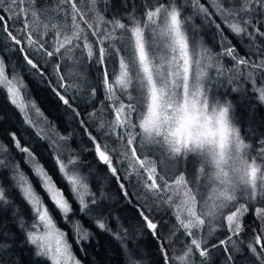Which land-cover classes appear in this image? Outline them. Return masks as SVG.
<instances>
[{"label": "snow or ice", "instance_id": "obj_1", "mask_svg": "<svg viewBox=\"0 0 264 264\" xmlns=\"http://www.w3.org/2000/svg\"><path fill=\"white\" fill-rule=\"evenodd\" d=\"M209 2L215 11H210L201 0H142L139 5L145 9L142 13L132 12L126 16L103 19L100 23H95V13L92 9L95 8L97 0H55L59 22L54 24L56 30L52 37L44 39L43 33L33 32L31 29L25 33L24 29L29 27L28 21L21 22L20 16V13H26V10L21 8L24 0H0V44L3 45L0 56H5L6 51L10 53L13 49L17 53H24L23 60L30 66L31 75L39 76L42 80L45 78V67L51 65L52 74L56 76L53 91L59 100L69 107V99L57 91V88L64 87L62 81L66 78L59 74L60 61L66 56L75 57L78 63L92 60L94 46L97 44L99 48L98 55L95 56L96 65L103 66L118 58V75L115 68L111 72L105 70L102 74L105 99L112 102L114 119L109 113L105 120L99 123L101 142H97L91 133L88 136L94 145L95 156L107 167L111 177L118 181V186L126 198L129 193L121 182L120 172L126 174L124 179L128 180L129 184L135 179L137 191L143 193L145 205L148 199L155 197L154 202L167 203L169 207L174 206L177 209L178 223L172 224L168 230V237L172 239H168L161 249L160 264H176L174 256L177 255L182 261L187 257L190 264H214L215 256L221 250V264H235L236 255L242 254V245L246 246L250 253L249 257L245 258V264H264V140L254 146L246 143L239 131L235 143L241 154L237 157L239 163L234 167V176L229 177L219 168L218 163L219 171L213 180L207 168L199 165L195 159L175 155L179 151L176 147L179 141H171L167 135L163 140L160 138L162 117L166 109L179 103L181 93L184 101L179 106L180 109L185 112L190 107L195 109L196 99L190 100L189 85L191 84L193 97L198 98L201 94L198 75L213 67L212 61L216 58L202 45L197 50L191 35L199 27L193 23L194 18L199 17L208 28L215 25L216 35L221 37L222 43L219 58L228 57L239 65L253 64L258 69H264V46L258 47L255 43L256 37H264V31L260 29V26L264 25V0ZM9 3L14 5V9L7 7ZM136 7L134 3L133 8ZM13 10L16 13L14 17L5 14ZM215 15L226 21L237 36L247 37L250 59L240 58L233 46L223 44L226 38L220 31V25L213 20ZM9 19L12 20L11 27L5 23ZM21 23L22 26L14 31ZM79 23L86 24L87 29H79ZM249 28L254 31H249ZM88 29L91 30L90 33ZM90 36L95 39H90ZM21 37L27 41V45L17 48V45L22 44ZM76 75L81 81V87L86 88L89 83L86 78L79 73ZM110 75L115 77L114 82L110 81ZM20 83L15 68H12L10 74H6L5 59H0V84L6 86L11 103L24 114L25 122L31 124L34 121L28 116L27 110H35L37 115H40V112L27 95L21 97L22 85L17 87ZM204 90L209 94L207 84ZM65 91L67 92V89ZM258 91L259 99L264 101V88ZM86 94H90L94 99L95 88L89 89ZM72 99L75 100V96ZM101 103L102 115L107 111V106ZM37 134L42 135L41 132ZM42 138L48 139L43 135ZM12 139L15 141V148L26 154L27 162L32 165L33 172L55 208L67 220L72 207L63 191L57 188L44 167L37 163L29 147L22 146L14 134ZM60 139L64 140L65 137L61 136ZM5 151L7 149L0 144V154ZM53 151L60 157L56 162L62 179L70 186L81 212L86 216L91 215L97 210L94 206L100 205L106 194L102 189L90 192L87 179L81 175L76 161L71 158L65 160L56 147H53ZM153 155L157 156L156 160L147 158ZM190 159L201 170L192 178H186L180 165ZM69 164L73 167L69 168ZM9 167L12 170L11 180L15 182L14 187L19 189L22 198L31 205L34 213L33 229L36 228L37 219L43 224L42 235L27 231L25 243L36 246L34 257H48L53 264H68L69 261L72 264H81L70 251L71 245L63 240L64 234L57 231L49 208L30 183L28 176L20 170L19 164H6L4 158H0V168ZM158 167L161 169L159 172ZM129 168L132 172H129ZM197 175L200 177L199 184ZM0 202L4 205L10 203L2 186ZM249 213L253 215L254 224L258 221L260 227L253 226L252 234L245 242L240 234L244 230L242 220ZM139 214L146 230H150L157 239H164V232L162 229L158 231V223L154 218L146 215L144 211ZM13 216L17 217L15 211ZM96 219L100 229L111 232L103 219ZM17 222L22 231L27 230L23 217H18ZM217 228L227 233L226 238L209 243V240L215 237ZM180 229L184 232L180 239H176L174 234L179 233ZM0 235L3 237L0 239V264H20L19 257L11 252L14 235ZM53 235L55 248L47 243ZM115 235L127 259L126 237H122L119 232ZM87 236V232L77 229L78 244L87 239ZM177 243H180V252L174 253L172 249ZM80 247L83 252L82 244Z\"/></svg>", "mask_w": 264, "mask_h": 264}, {"label": "trees", "instance_id": "obj_2", "mask_svg": "<svg viewBox=\"0 0 264 264\" xmlns=\"http://www.w3.org/2000/svg\"><path fill=\"white\" fill-rule=\"evenodd\" d=\"M183 2V0H181ZM137 5L133 8V4ZM142 0H97V4L92 11L95 13L93 16V22H97L102 19L111 20L113 17H121L131 14L132 12H143L145 9L139 7ZM201 3L209 8L210 11H215L209 0H201ZM8 8L14 9V5L9 3ZM21 8L26 10L20 13L21 22L28 21V24L34 21L35 18L39 19L42 24L47 25V39H50L55 31L54 24L59 22V17H56V3L55 0H24L21 4ZM9 17L16 15L15 11H9L5 13ZM39 14L40 17H36ZM30 17V19H29ZM55 18V19H54ZM213 20L220 25L223 37L224 45L233 46L240 58L250 59L249 53V41L247 37L241 38L231 31L228 26L220 23V16H213ZM53 22V23H50ZM10 27L12 20H6ZM193 23L197 26H201L203 29L199 32L194 31L192 35L201 39L202 46L208 48L215 58V62L224 61L223 64L229 70L228 78L231 80V85L225 91V98H229L234 105V113L241 107V118L245 120L246 126L242 127L243 134L252 135V145H258L261 140H264V101L259 99L260 92L258 89L264 88V76L262 72L264 69H258L255 65H239L231 58L224 57L219 58V54L222 51L221 37L216 35L217 29L215 25L208 28L204 25L199 17L194 18ZM40 24V25H42ZM22 26L18 24L15 30H18ZM43 30L46 31L45 26L42 25ZM81 29H87V25L79 23ZM261 31H264V25L260 26ZM33 31V29L31 28ZM77 29H74V31ZM25 33H28L29 28L24 29ZM90 29L88 32L90 33ZM249 31L254 29L249 28ZM34 32V31H33ZM197 34V35H196ZM22 39V44L16 47H25L27 41ZM90 39H95L91 37ZM256 45L264 46V37H256ZM246 45V46H245ZM3 45L0 44V49ZM99 45L94 46L95 56L98 55ZM24 53H17L13 49L10 53L5 52V64L7 71L10 74L12 68H15L16 73H20L25 80V88L29 97L34 100L35 105L38 106L41 114L48 122L56 128L65 138L69 139V144L65 146L66 152L76 161L79 166L81 175L85 176L88 184L91 186V191L96 192L100 189L106 194L104 200L97 206V217L103 219L106 227L111 229V232L102 230L98 227L97 221L90 220L80 211V205L78 200L74 197V194L70 191V186L62 179V174L59 171V165L57 164V155L53 151V147L48 144L39 136L34 129L28 126L23 118V115L19 109L11 103V100L7 96V92L0 86V144L4 146L7 151L0 154V158H4L6 164L18 163L19 168L24 172L29 179H31L39 194L43 197L46 204L50 207L54 221L58 222L62 228H65L68 232V236L72 241L73 249L76 253V257L81 264H160L161 261V249L168 239V230L172 224L176 223L173 219L170 211H168L165 203H160V209L156 213L149 211L148 204H144L140 199L141 193L137 191V187H134V180L129 184L128 180L124 179L126 175L120 172L121 182L125 184V190L129 193L126 198L122 194V190L118 186V181L111 177L110 171L107 167L98 160V157L94 153V145L89 139L88 134L96 137L97 142H101L99 123L112 114L114 119V113H112V102L105 99V90L102 84V74L106 69V63L103 66L95 64V56L92 59V65L89 64L82 67V72L86 75V79L90 83L96 82L95 98H91L88 90L93 88H81L77 83L76 78L66 77L62 83L64 87L57 88L61 94L65 95L66 99H69L71 107L65 105L59 100V97L55 95L53 87L56 76L52 74V66L45 67V78L42 80L39 76L31 75L29 71L30 66L26 65L23 60ZM66 60V59H64ZM61 60L60 75L66 73L65 69L68 68L70 62ZM115 64L113 68H116V58L112 60ZM111 63V64H112ZM112 67V66H111ZM108 65V71L111 72L113 68ZM88 71H85V69ZM113 76H109L111 81ZM67 89V92L65 91ZM238 89V90H237ZM75 96V100L72 97ZM107 106V111L100 114L102 103ZM240 103V105H238ZM75 110V111H74ZM79 113V115H77ZM84 122L83 124L81 122ZM15 135L16 140H19L22 146L29 147L33 155L37 158L38 163L44 167V169L51 176L54 183L59 189H61L69 202L72 205L73 213L70 215L71 223L64 225L62 223V214L55 208L54 204L50 201L48 195L42 190L39 179L33 173L32 167L27 162L26 154L19 152L15 148V141L12 139V135ZM88 149V151H85ZM258 149V148H257ZM118 166V165H116ZM73 166L71 165V168ZM12 170L11 168H0V186L5 189V195L10 201L8 205H4L0 202V234L8 233L14 235V240L11 241V252L14 256H18L20 264H51L43 257L35 258L34 253L36 248L30 243H25L27 239V231L32 230V217L34 213L29 205L23 198L18 188L14 187V181L11 180ZM131 201V202H129ZM125 209L127 212H123ZM138 209L144 211L146 215L158 222V231L160 229L164 232V239H157L151 233L150 230H146L143 220H139L133 226V230L140 232L142 236L148 240L150 248L147 249L145 255H141L137 249L141 247L142 241L139 245L136 244L134 236L127 230L123 229L125 226L128 228L130 223L126 220L132 210ZM17 213V217L13 216V212ZM18 217H23L27 225V230L22 231L17 222ZM120 219H124L123 223ZM129 220V219H128ZM169 221V223H168ZM78 223L88 233L87 239L80 242L83 246V252L81 251L80 244L77 243V231H74L73 224ZM119 226V227H118ZM120 226L123 228L121 229ZM243 231L240 234L241 238L247 242L252 234L253 226L259 228V222L254 224V218L251 213L246 214L242 220ZM132 230V232H133ZM119 232L122 237H126V251L128 257L126 259L124 251H122L121 243L116 238V233ZM183 231L180 230L179 234L175 236L176 239H180ZM90 234V235H89ZM136 234V233H135ZM0 235V239H2ZM223 239V238H222ZM216 241H213L215 243ZM180 243H177V246ZM243 253H249L246 246H241ZM146 248V247H145ZM212 250V249H211ZM174 253L178 250L174 247L172 249ZM236 255L235 264H245V258L249 257L246 254ZM183 253H181L182 255ZM223 255L220 256V259ZM176 264H181L180 256H174ZM190 264V263H188ZM218 264V263H217Z\"/></svg>", "mask_w": 264, "mask_h": 264}, {"label": "rangeland", "instance_id": "obj_3", "mask_svg": "<svg viewBox=\"0 0 264 264\" xmlns=\"http://www.w3.org/2000/svg\"><path fill=\"white\" fill-rule=\"evenodd\" d=\"M219 16V15H218ZM36 17H40L39 16V14H36ZM103 20V19H102ZM100 21L101 20H99V21H97V22H95V23H100ZM220 23L221 24H223V25H225V26H228V23L226 22V21H224L221 17H220ZM40 24H42L41 22H40V20L39 19H37V18H35L34 19V21L33 22H31L30 24H28L29 25V29H33V31L34 32H39V33H43V35H42V38H44V39H47V34H48V32H47V25H45V24H42V25H44L45 26V29H46V31L45 30H43V27H42V25H40ZM229 27V26H228ZM27 28V29H28ZM55 30H56V28L55 27H53ZM78 28L79 29H81L80 27H79V25H78ZM203 28L200 26V27H198V29L196 30L197 32H199L200 30H202ZM220 30H221V27H220ZM192 35V34H191ZM197 35V34H196ZM192 39L195 41V43H196V46H197V50L199 49V46H201L202 44H201V42H199L201 39H199V36L198 37H194L193 35H192ZM246 46V45H245ZM205 48H206V46H205ZM86 54V53H85ZM94 56H95V52H94ZM0 59H3L2 58V56H0ZM65 59L66 60H64V61H67V62H70V64H68V68L67 69H65V74H64V76L65 77H73V78H76V81H77V83H79V86L81 87V81L79 80V78L77 77V73H79V74H81L83 77H85L86 78V75L82 72V67H84L85 65H87V64H89V66L90 65H92V60H87V61H85L84 63H78L77 62V60H76V58L75 57H65ZM116 62H117V64H116V72H117V75H118V58H116ZM223 62L224 61H220V62H215V59L212 61V63H213V67H211V68H208L207 69V73H208V75H207V85L209 86V96L210 97H214V98H216V97H219V98H221V99H223V98H225L226 96H224V95H222V93L223 94H225V91L228 89V87L232 84L231 83V80H234V79H231V78H228V75L230 74L229 73V70H227V68L224 66V64H223ZM112 63V62H111ZM108 63V65L111 67V68H113L114 66H115V64L114 63ZM108 65H106V69L108 70ZM103 67H104V65H103ZM104 69H105V67H104ZM85 71H88V69L86 68L85 69ZM5 72H6V74H9L8 73V71H7V67H6V64H5ZM17 75H18V77H19V81L21 82L20 84H18L17 85V87H20L21 85H22V90H21V97L23 98V97H25V95H27V97L31 100V101H33L34 102V100H32L30 97H29V95H28V92H27V90H26V88H25V80H24V77L20 74V73H17ZM114 79H115V77L113 76L112 77V79H111V82H114ZM88 82H89V80L88 79H86ZM96 82L95 81H92V83H88L87 84V89L89 88V87H96ZM0 86L3 88V89H5L6 90V92H7V88H6V86L5 85H3V84H0ZM81 88H84V87H81ZM10 99V98H9ZM35 103V102H34ZM238 105H240V103H238ZM37 106V105H36ZM37 108H38V106H37ZM19 109V108H18ZM39 109V108H38ZM20 111V110H19ZM28 111V116L34 121V123H26L28 126H30L32 129H34L35 130V132L36 133H38V132H41L42 133V135L43 136H47L48 137V139H44L46 142H48V144H50L52 147H56V148H58L60 151H61V154H62V156H63V158L65 159V160H68L69 158H71L72 159V157L66 152V150H65V146L67 145V143L69 144V139L68 138H65L64 140H61L60 139V137L61 136H63L64 137V135L63 134H61L59 131H57L56 130V128L55 127H53L49 122H48V120L47 119H45L44 117H43V115L41 114V112H40V110H39V112H40V115H37L36 114V112H35V110H32V109H28L27 110ZM21 112V111H20ZM22 115H23V118H24V121H25V116H24V114L23 113H21ZM241 116H242V113H241V107H239L238 108V111L236 110V113H235V115H233V118H234V120H235V123L238 125V127H239V131H240V134H241V137L242 138H244L245 139V141H246V143H249V144H252V135H250V134H243L242 133V127H244V126H246V123H245V120L244 119H242L241 118ZM134 119H135V117H134ZM42 135H39V136H41L42 137ZM70 145V144H69ZM61 146H63V147H61ZM257 151H258V149H257ZM56 155H57V153H56ZM57 158L59 159L60 157L57 155ZM148 159H153V160H156L157 159V156L156 155H153V156H150V157H147ZM253 158H255L254 156H253ZM35 159H36V161H37V163H38V160H37V158L35 157ZM31 167H32V165L31 164H29ZM69 168H71V164H69ZM180 168H182L183 169V171H184V174L186 175V178H192L193 176H194V174H196L197 172H198V165H196V163L193 161V160H188L187 162H185V163H183V164H181L180 165ZM32 170H33V168H32ZM159 171H161V169L158 167V172ZM129 172H132V169L131 168H129ZM34 173V172H33ZM35 174V173H34ZM134 180V187H136V181H135V179H133ZM196 180H197V184H199V180H200V177L197 175L196 176ZM29 181H30V183L33 185V187L35 188V190H36V192L39 194V191H37V189H36V187H35V184H34V182L31 180V179H29ZM54 182V181H53ZM88 183V182H87ZM89 185V184H88ZM57 186V185H56ZM41 188H42V190L44 191V189H43V187L41 186ZM58 188V187H57ZM89 191L90 192H92L91 191V186L89 185ZM45 192V191H44ZM46 193V192H45ZM47 194V193H46ZM63 194H64V192H63ZM142 195H140V199L143 201V203H144V198H143V193H141ZM40 195V194H39ZM41 196V195H40ZM64 196H65V194H64ZM42 197V196H41ZM49 197V196H48ZM66 197V196H65ZM75 197V196H74ZM42 199H43V197H42ZM50 199V198H49ZM66 199H67V197H66ZM68 200V199H67ZM154 200H155V197H152V199H148L147 200V204H148V208H150L151 209V211L152 212H155L156 213V211L158 212L159 211V209H160V203L159 202H154ZM43 201H44V199H43ZM51 201V200H50ZM69 201V200H68ZM52 202V201H51ZM44 203H45V205L49 208V210H50V207L46 204V202L44 201ZM70 203V202H69ZM70 205H71V203H70ZM165 205L167 206V208H168V211H170V213H171V215H172V217H173V219L176 221V223H178V221L176 220V214H177V209L173 206V207H169L168 206V204L167 203H165ZM71 207H72V205H71ZM94 208L95 209H97V206H94ZM81 211V210H80ZM123 212H127L125 209H123L122 210ZM50 213H51V210H50ZM73 213V209H72V211L69 213V217H68V219L67 220H65L64 218H63V215H62V223L64 224V225H69V226H71L70 225V223H71V218H70V215ZM140 213V210H138V209H134V210H132L131 211V213L130 214H126V216H128V219L126 220L128 223H130V226L128 227V228H126V226L123 228L122 226H120V228L122 229H125V230H127V231H129L133 236H134V240H136V246L137 245H139L140 243V241H142V243H141V247L139 248V249H137L138 250V252H140V254L141 255H145L146 254V252H147V249H149L150 248V245L152 246V243L151 244H149V242H148V240H146L143 236H142V234L140 233V232H136V230H133V226L136 224V222H138L139 220H143V218H142V216L139 214ZM51 215H52V213H51ZM97 210H95V211H93L92 212V214L91 215H87V218L88 219H90V220H92V219H94V221H97V219L96 218H98L97 216ZM246 216V215H245ZM125 220L124 219H120V222L121 223H123ZM156 221V220H155ZM53 222H54V224H55V226H56V229H57V231H59V232H62L64 235H63V240H65V241H67L70 245H71V248H70V251L72 252V254H73V256L78 260V258L76 257V253H75V251H74V249H73V245H72V241L70 240V238H69V234H68V232L66 231V229L65 228H62L61 226H60V224L56 221H54V217H53ZM158 223V222H157ZM168 223H169V221H168ZM133 225V226H132ZM73 229H74V231L76 230L77 231V229H79L81 232H86L85 230H82V226L80 225V224H78V223H75V224H73ZM132 230H133V232H132ZM181 230V229H180ZM31 231H34V233L35 234H38V235H42L43 234V232H44V229H43V224H42V222H40L38 219L36 220V228L35 229H33L32 228V230ZM182 231L184 232V230L182 229ZM136 233V234H135ZM179 233H176V234H174V236H177ZM90 235V234H89ZM226 236H227V233L225 232V231H223V230H221V229H219V228H217L216 229V231H215V237L213 238V239H211V240H209V243H213V241H217V239H222V238H226ZM76 240H77V237H76ZM182 242V241H181ZM47 243H50L51 244V246L53 247V248H55V246H56V243H55V236L53 235L52 237H51V239L47 242ZM35 246V245H34ZM146 247V248H145ZM35 248H36V246H35ZM175 248L178 250V252H180V245H178L177 246V244H176V246H175ZM211 251H213V252H215L216 250L215 249H212ZM245 253V252H244ZM243 253V249H242V254H244ZM181 254V253H180ZM242 254H239V255H242ZM246 255H250V254H248V253H245ZM183 255V254H182ZM221 255H223V252H222V250L220 251V252H218L217 254H216V256H215V259H214V264H221V259H220V256ZM178 256V255H177ZM44 259H46V260H48L51 264H53V261L51 260V259H49L48 257H43ZM79 261V260H78ZM180 262H181V264H188V263H190L189 261H188V258L187 257H185V259H184V261H182L181 259H180ZM68 264H72V262L71 261H69L68 262Z\"/></svg>", "mask_w": 264, "mask_h": 264}, {"label": "clouds", "instance_id": "obj_4", "mask_svg": "<svg viewBox=\"0 0 264 264\" xmlns=\"http://www.w3.org/2000/svg\"><path fill=\"white\" fill-rule=\"evenodd\" d=\"M198 80L201 85L199 97H193L191 84L188 91L190 100L196 99L195 109L190 107L187 112L180 109L179 106L184 101L181 93L179 103L166 109L162 117L160 138L163 140L167 135L169 140L179 141L176 144L179 151L175 155L195 159L199 165L207 168L211 179L215 180L217 176L218 163L220 169L229 177H233L234 167L239 163L237 157L241 154L235 143L239 127L233 118L234 105L229 98H212L204 90L207 84V69L198 75ZM200 170L198 167V171Z\"/></svg>", "mask_w": 264, "mask_h": 264}]
</instances>
